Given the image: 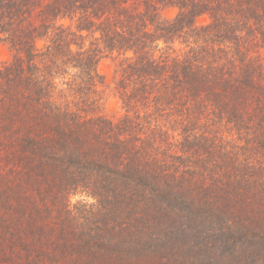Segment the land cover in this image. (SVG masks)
<instances>
[{
  "label": "trees",
  "instance_id": "1",
  "mask_svg": "<svg viewBox=\"0 0 264 264\" xmlns=\"http://www.w3.org/2000/svg\"><path fill=\"white\" fill-rule=\"evenodd\" d=\"M0 42V264H264V0H0Z\"/></svg>",
  "mask_w": 264,
  "mask_h": 264
},
{
  "label": "rangeland",
  "instance_id": "2",
  "mask_svg": "<svg viewBox=\"0 0 264 264\" xmlns=\"http://www.w3.org/2000/svg\"><path fill=\"white\" fill-rule=\"evenodd\" d=\"M176 13V8H167L161 12L162 16L170 18L173 17ZM197 23H203L206 21V17L197 18ZM10 52L8 46L0 42V62L6 61L9 59ZM115 61L111 57H106L100 60L98 63L97 69L100 75L104 78V101H103V112L109 116L118 115L120 113L119 102L117 97L112 91V75L114 69ZM78 199H85L86 201H91L86 198H81L80 196H72L71 203L75 202Z\"/></svg>",
  "mask_w": 264,
  "mask_h": 264
}]
</instances>
